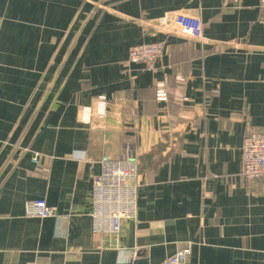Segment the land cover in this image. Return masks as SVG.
<instances>
[{"label":"crops","instance_id":"1","mask_svg":"<svg viewBox=\"0 0 264 264\" xmlns=\"http://www.w3.org/2000/svg\"><path fill=\"white\" fill-rule=\"evenodd\" d=\"M183 8L200 13L204 41L156 26ZM0 17V264H163L187 243L186 264H264V181L242 175L244 136L264 129L260 0H0ZM155 41V69L128 64ZM101 95L106 118L81 123ZM128 153L137 219L96 235L100 160ZM39 198L57 215L26 217Z\"/></svg>","mask_w":264,"mask_h":264},{"label":"built area","instance_id":"2","mask_svg":"<svg viewBox=\"0 0 264 264\" xmlns=\"http://www.w3.org/2000/svg\"><path fill=\"white\" fill-rule=\"evenodd\" d=\"M264 9V0H260ZM162 30L190 40L202 42L205 37V24L200 13L183 8L166 12L155 21ZM2 18L0 17V29ZM165 46L162 41L142 43L132 46L128 64L145 63L155 69L157 60ZM177 81L184 82L185 77L177 76ZM156 97L160 101L169 98L165 81L156 83ZM108 101L105 95L99 96L91 105L83 106L79 119L86 125L94 126L107 116ZM32 160L39 163L40 154L35 153ZM243 181L254 184L264 181V129H249L242 146ZM102 171L93 179L92 212L93 233L96 235H118L127 221L136 220L138 216V189L140 160L137 155L128 153L123 159L104 155L101 160ZM56 210L49 206L44 198L29 200L25 203V216L45 219L56 216ZM192 243H187L175 254L167 257L163 264H186L191 254ZM138 255L134 250L130 257Z\"/></svg>","mask_w":264,"mask_h":264}]
</instances>
